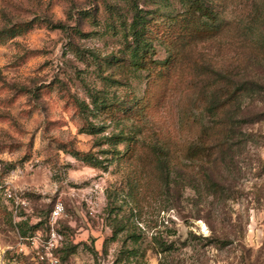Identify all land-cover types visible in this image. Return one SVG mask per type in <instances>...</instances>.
<instances>
[{
  "label": "rangeland",
  "instance_id": "1",
  "mask_svg": "<svg viewBox=\"0 0 264 264\" xmlns=\"http://www.w3.org/2000/svg\"><path fill=\"white\" fill-rule=\"evenodd\" d=\"M204 1L220 11L218 30L183 37L192 42L163 81L158 64L130 66L126 30L142 10L153 38L147 64L163 60L188 21L185 0H0V264H52L38 252L53 233L60 264H264V120L249 127L258 140L234 151L232 170L209 162L202 177L200 156L180 151L211 124L203 87L241 51L240 27L264 0ZM223 18L234 21L224 34ZM92 95L111 109L95 110ZM82 101L92 111L81 112ZM89 126L167 142L176 171L166 180L144 147L106 169L83 161L87 152L112 158L97 152L107 145H94ZM179 172L192 186L180 202ZM208 178L219 184L211 192L203 189ZM7 188L20 203L4 196ZM157 239L170 249L162 252Z\"/></svg>",
  "mask_w": 264,
  "mask_h": 264
},
{
  "label": "trees",
  "instance_id": "2",
  "mask_svg": "<svg viewBox=\"0 0 264 264\" xmlns=\"http://www.w3.org/2000/svg\"><path fill=\"white\" fill-rule=\"evenodd\" d=\"M185 2H188V6L181 16L185 18L183 20L188 21L181 26L178 32V37L181 36L182 39L178 40V37H172L167 42L169 45L167 56L157 62L150 61V65L147 63L153 47V38L150 36L149 26L142 15V10L138 9L135 11L132 21L126 30L131 67L137 70H152L153 67L151 65L158 64V67L155 68L159 69V72L155 75L158 76L157 79L163 81L170 80L171 76L175 75L177 71L176 65L182 61L181 52L183 48L192 42L184 40L183 37L191 35L188 38L192 37L191 39L194 40L192 33L199 32V34H203L204 32L208 33L209 29L218 30L220 11L215 8L214 3L204 0H185ZM191 19L193 20L190 21ZM233 23L234 21L223 18V34L230 31ZM19 26L21 25L9 30L12 36L20 33L21 28ZM240 28L242 29V33L246 35V39L237 41L241 51H236L235 54L241 56H230L233 60L231 63H223V68L218 67L214 70V84L203 87L206 97L204 111L210 118L211 124L207 128L206 126L204 127L206 131L204 134H200L197 142L191 141L180 148L184 158L187 160L200 156V172L202 177L209 175L207 174V169H209L207 164L209 162L215 164L223 163V166L225 165L227 169L232 170L231 166L235 164L234 151H242L247 148L249 142L258 140L249 131V127L256 122L264 120V7H259L248 13L247 22ZM248 35H254V37L249 38L247 37ZM229 42V45L233 44ZM240 64L246 66L245 71L240 72ZM250 66L251 72L247 71V68ZM253 68H256L257 71L253 70ZM91 97V105L95 110H102L103 112L111 109V104L104 102L102 98L97 95H92ZM78 108L81 112H84L86 109L92 111L90 105L85 101L79 102ZM89 127L87 131L96 136L94 145H107L106 149L97 152L104 155L111 154L112 158L106 157L100 159L96 155L97 153L87 152L82 153L83 161L106 169L107 165L112 161L117 160L121 162L124 155L130 151V156L133 157L138 148L144 147L148 148L156 156L157 164L159 165L158 169L164 174L166 180L170 178L172 172L176 171L175 164L172 166L168 158L170 148L167 142L156 139L147 143L144 134L124 133L123 131L101 135L96 134L98 130H95V127ZM218 129L219 132L215 133ZM219 133H222L220 137H218ZM120 145H124L125 151L120 150ZM208 150H210L211 154H207ZM214 152L216 153L212 154ZM212 155L218 156L211 159ZM105 161L107 164H104ZM182 170L188 172L187 167H182ZM178 174L180 175V180L173 179V182L176 184V192L178 194L176 199L180 202L183 198L182 190L187 187L192 188V186L182 180L187 179V174L180 172ZM218 185V183L208 178V182L203 189L204 191L211 192ZM165 187L169 190L171 183L167 182ZM193 188L198 189L196 186H193ZM21 234L25 235V232ZM157 244L162 252L168 251L171 247L164 240L157 239ZM127 264L142 263L139 260H135Z\"/></svg>",
  "mask_w": 264,
  "mask_h": 264
},
{
  "label": "built area",
  "instance_id": "3",
  "mask_svg": "<svg viewBox=\"0 0 264 264\" xmlns=\"http://www.w3.org/2000/svg\"><path fill=\"white\" fill-rule=\"evenodd\" d=\"M4 196L8 199L14 200L16 203L21 202V196L17 193V191L12 190L10 188L5 189ZM62 210H63V205H62V203H59L52 212V218L54 220H56ZM52 235H53V237H50L49 240L45 241L43 244L44 248L46 249L45 253L41 254L40 252H38V254H40V257L42 259L46 258L52 264H60L58 258L56 256H54V254H53V248L55 246V233H53ZM33 242H37V240L34 239Z\"/></svg>",
  "mask_w": 264,
  "mask_h": 264
}]
</instances>
